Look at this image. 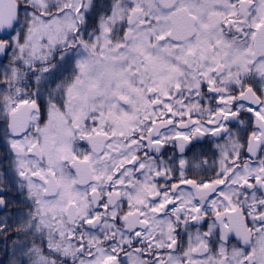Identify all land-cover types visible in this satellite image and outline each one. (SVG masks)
Instances as JSON below:
<instances>
[{
    "label": "snow or ice",
    "instance_id": "1",
    "mask_svg": "<svg viewBox=\"0 0 264 264\" xmlns=\"http://www.w3.org/2000/svg\"><path fill=\"white\" fill-rule=\"evenodd\" d=\"M0 34L8 264H264V0H0Z\"/></svg>",
    "mask_w": 264,
    "mask_h": 264
},
{
    "label": "flooded vegetation",
    "instance_id": "2",
    "mask_svg": "<svg viewBox=\"0 0 264 264\" xmlns=\"http://www.w3.org/2000/svg\"><path fill=\"white\" fill-rule=\"evenodd\" d=\"M3 152L4 149L0 146V156ZM0 195L8 202L7 207L0 209V221H5L8 229L6 232H0V264H8L11 246L16 239L15 229L22 218L24 204L21 203V197L15 189H7Z\"/></svg>",
    "mask_w": 264,
    "mask_h": 264
},
{
    "label": "water",
    "instance_id": "3",
    "mask_svg": "<svg viewBox=\"0 0 264 264\" xmlns=\"http://www.w3.org/2000/svg\"><path fill=\"white\" fill-rule=\"evenodd\" d=\"M3 36V34H0V37ZM0 59H4L3 57H0Z\"/></svg>",
    "mask_w": 264,
    "mask_h": 264
},
{
    "label": "trees",
    "instance_id": "4",
    "mask_svg": "<svg viewBox=\"0 0 264 264\" xmlns=\"http://www.w3.org/2000/svg\"><path fill=\"white\" fill-rule=\"evenodd\" d=\"M6 62H7V60H6Z\"/></svg>",
    "mask_w": 264,
    "mask_h": 264
}]
</instances>
